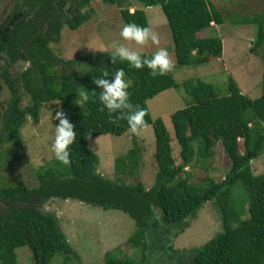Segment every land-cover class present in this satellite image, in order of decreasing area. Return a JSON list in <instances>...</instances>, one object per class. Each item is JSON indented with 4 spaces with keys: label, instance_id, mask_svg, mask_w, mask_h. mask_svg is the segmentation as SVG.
Segmentation results:
<instances>
[{
    "label": "trees",
    "instance_id": "obj_1",
    "mask_svg": "<svg viewBox=\"0 0 264 264\" xmlns=\"http://www.w3.org/2000/svg\"><path fill=\"white\" fill-rule=\"evenodd\" d=\"M129 1L100 0L101 4L117 6L124 25L134 22L141 27H147L143 10L158 6L178 67L201 66L209 58L221 55L218 37H196L210 23H223L211 0H132L131 12ZM89 2L15 0L0 25V55L7 60L0 68V93L3 86L8 95L4 110L0 107V170L9 163V157H20L18 131L27 118L36 120L46 103L57 101L77 133L69 148L70 166L53 159L35 171L36 187L29 189L22 181L0 186V264H16L19 249L29 252L30 264H48L54 256L61 258V264H81L57 217L35 206L51 199L76 201L102 211L116 210L133 222L135 230L126 242L140 249V259L119 257L117 251H110L104 253L102 264H264V175L253 176L249 166L264 153V95L255 99L242 95L232 78L227 80L225 95L216 94L213 86L200 79L176 83L168 74L152 78L146 67L134 70L126 63L112 65V52L71 60L56 56L49 44L58 43L62 26L73 31L88 21ZM67 5L72 14L65 12ZM231 21L233 25L255 27L251 54L264 46L263 6L258 13ZM39 22L45 30L37 32ZM17 59L27 67L19 76H12L8 69ZM121 68L130 84V101L146 111L145 121L152 129L154 171L149 187L133 182L142 168L135 136L130 135V149L113 160V179L98 173L99 159L87 145L98 136L120 137L127 132L126 121L109 123L107 112L99 111L100 89L93 83L102 70H107L111 78ZM19 86L29 99L23 107ZM169 89L182 91L188 98L184 108L170 115L171 132L160 118L151 119L145 104ZM81 91H87L89 96L83 107L76 103ZM89 132L91 139H86ZM172 141L179 148L177 159L172 156ZM217 144L229 159L220 182L204 177L206 185L200 187L188 182V176L181 178L183 169L197 156L212 163ZM119 175L132 182H121ZM235 184L245 190L246 201L242 205L231 202ZM209 202L220 214L221 232L198 248L174 249L172 241Z\"/></svg>",
    "mask_w": 264,
    "mask_h": 264
},
{
    "label": "rangeland",
    "instance_id": "obj_2",
    "mask_svg": "<svg viewBox=\"0 0 264 264\" xmlns=\"http://www.w3.org/2000/svg\"><path fill=\"white\" fill-rule=\"evenodd\" d=\"M14 2L15 0H0V25L12 11ZM129 2L128 7L131 11V8L132 10L134 8V3L132 0ZM211 2L221 14L223 23L221 25L213 24L211 30L207 31L209 34L207 38L216 36L221 40L220 56L209 58L207 64L201 66L178 67L174 59L170 33L158 6L145 8L143 12L146 21L149 22L153 19L154 26L150 29L158 33L159 45H152L149 42L147 46L138 50L141 54L152 55L158 48L167 49L174 64L168 75L176 83L187 79H200L213 86L216 94L225 95L227 94V80L232 78L242 95L250 99L264 95V46L258 47L251 54L250 49L255 40V27L233 25L231 21L238 17L258 13L260 8L264 7V0H211ZM88 10L91 11L88 21L73 31L62 26L58 43L49 44V48L56 56L64 60H71L96 52H113V41L122 42L119 33L124 24L119 17V9L116 5H104L100 0H90ZM65 12L72 14L73 10L67 5ZM40 23L42 22L37 23V32L45 30V25ZM150 25L152 24L150 23ZM198 36L201 37L202 34L198 33ZM6 62V58L0 55V68L1 64ZM26 67V63L17 59L14 64L10 65L8 73L12 76H19ZM18 88L22 97L21 107H23L29 104V99L21 87ZM7 100V92L2 86L0 93L2 111ZM187 100L188 98L183 95L182 91L169 89L147 100L145 104L151 119L160 118L167 130L171 132L169 117L174 111L184 108ZM57 110H60L57 101H51L41 107L36 120L26 119L18 131L22 146L20 157H9V163L0 170V186H13L19 181H22L29 189L37 186L35 171L54 159L50 152V145L54 140L55 119H51V113L52 116H55ZM130 135L127 131L120 137L103 135L88 142V147L99 159L96 168L99 174L109 179L115 177L112 173L113 160L124 155L130 149ZM135 137L141 150L139 154L142 168L137 172V180L133 182L139 181L144 187H149L152 185V172L154 171L151 158L154 149L152 129L147 126ZM240 144L241 140H239ZM170 146L172 156L177 159L178 146L174 141ZM213 158L210 163L209 159L202 160L198 156L195 157V161L183 169L181 178L188 176V182L200 187L206 185V182H203L204 177L215 183L220 182L229 166V159L223 154L218 144L214 148ZM249 166L253 176L264 175V153L252 160ZM118 178L123 183L132 182V179L125 176L119 175ZM245 201L244 188L240 184H235L231 191V202H234V205H242ZM35 206L41 211L53 213L57 217L68 243L73 247L81 264H102L104 253L114 251L118 252L119 257L140 259V249L126 242L135 230L134 224L121 212L102 211L76 201L57 199H51L41 206ZM2 209L3 206L0 205V210ZM220 232V214L214 203L209 202L201 210H198L195 220L190 222L188 228L172 241V247L174 249L198 248ZM154 244L157 245V242ZM30 259L31 255L27 250L16 251V264H30ZM48 264H61V258L54 256ZM71 264L75 263L71 262Z\"/></svg>",
    "mask_w": 264,
    "mask_h": 264
},
{
    "label": "clouds",
    "instance_id": "obj_3",
    "mask_svg": "<svg viewBox=\"0 0 264 264\" xmlns=\"http://www.w3.org/2000/svg\"><path fill=\"white\" fill-rule=\"evenodd\" d=\"M213 25L210 23L209 26ZM205 30V29H203ZM202 31V30H201ZM120 41H113L114 51L109 56L112 65L117 62L126 63L130 69L140 70L146 67L152 78L165 76L174 67L173 61L167 49L158 48L150 58H144L138 49H142L151 42L152 45H159V35L147 27H141L136 23L125 24L119 33ZM107 70H102L101 75L93 80L97 89H100L98 100L99 111L107 112L109 123L118 124L119 121H126L127 131L133 135H139L147 128L145 121L146 111L140 105H134L130 101L129 82L125 79L124 70L118 69L111 78ZM89 100L88 92L81 91L77 105L83 107ZM51 119L58 121L54 127V140L50 145V152L54 159L64 166L71 165L70 146L76 141L74 125L67 118L66 113L57 110ZM89 132L86 139H91Z\"/></svg>",
    "mask_w": 264,
    "mask_h": 264
},
{
    "label": "crops",
    "instance_id": "obj_4",
    "mask_svg": "<svg viewBox=\"0 0 264 264\" xmlns=\"http://www.w3.org/2000/svg\"><path fill=\"white\" fill-rule=\"evenodd\" d=\"M150 8H153V7H150ZM145 10V9H144ZM143 10V11H144ZM131 11H132V9H131ZM130 11V12H131ZM164 17V16H163ZM165 19V18H164ZM166 22V21H165ZM150 23L152 24V25H150ZM149 26V27H148ZM154 26V23H153V19H151V21H147V28H152ZM212 26V25H211ZM211 26H209L208 28H206L205 30H202V31H200V32H198L199 34H202V36L201 37H199L198 36V33L196 34V37L197 38H202V37H204V38H207V35H209L208 33H207V31L210 29L211 30Z\"/></svg>",
    "mask_w": 264,
    "mask_h": 264
}]
</instances>
